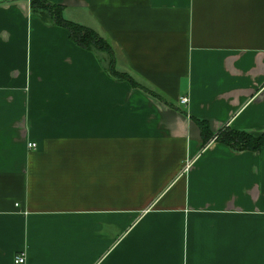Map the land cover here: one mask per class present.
<instances>
[{"label": "crops", "instance_id": "crops-1", "mask_svg": "<svg viewBox=\"0 0 264 264\" xmlns=\"http://www.w3.org/2000/svg\"><path fill=\"white\" fill-rule=\"evenodd\" d=\"M48 1L172 105L0 0V264H264V0Z\"/></svg>", "mask_w": 264, "mask_h": 264}, {"label": "trees", "instance_id": "trees-1", "mask_svg": "<svg viewBox=\"0 0 264 264\" xmlns=\"http://www.w3.org/2000/svg\"><path fill=\"white\" fill-rule=\"evenodd\" d=\"M32 11L42 14L51 23L66 28L72 41L86 50L103 53L107 56L108 70L117 79L127 80L133 86L141 88L156 96L166 104L172 105L162 95L139 83L129 72L120 71L116 67V54L112 44L97 30L79 22L66 18L64 6L48 0H31ZM201 130L203 145L217 141L228 145L235 151H261L264 148V131L255 133L248 130L233 128L224 125L217 131H212L206 119L193 117Z\"/></svg>", "mask_w": 264, "mask_h": 264}, {"label": "built area", "instance_id": "built-area-1", "mask_svg": "<svg viewBox=\"0 0 264 264\" xmlns=\"http://www.w3.org/2000/svg\"><path fill=\"white\" fill-rule=\"evenodd\" d=\"M188 101H189V98L188 97H183L181 99V102L184 103V104L188 103ZM29 145H30V147H36V143H30ZM15 262L17 264H24L26 262L25 255H18V256H16Z\"/></svg>", "mask_w": 264, "mask_h": 264}, {"label": "rangeland", "instance_id": "rangeland-1", "mask_svg": "<svg viewBox=\"0 0 264 264\" xmlns=\"http://www.w3.org/2000/svg\"><path fill=\"white\" fill-rule=\"evenodd\" d=\"M83 25H85V24H83ZM87 26V25H86ZM89 27V26H88Z\"/></svg>", "mask_w": 264, "mask_h": 264}]
</instances>
